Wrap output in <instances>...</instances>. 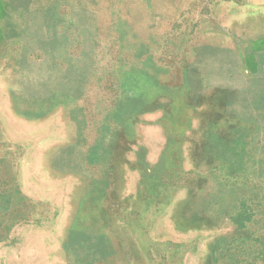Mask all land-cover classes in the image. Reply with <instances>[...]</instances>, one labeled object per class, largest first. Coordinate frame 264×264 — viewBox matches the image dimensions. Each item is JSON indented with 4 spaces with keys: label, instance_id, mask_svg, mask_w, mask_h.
<instances>
[{
    "label": "rangeland",
    "instance_id": "1",
    "mask_svg": "<svg viewBox=\"0 0 264 264\" xmlns=\"http://www.w3.org/2000/svg\"><path fill=\"white\" fill-rule=\"evenodd\" d=\"M0 264H264V0H0Z\"/></svg>",
    "mask_w": 264,
    "mask_h": 264
}]
</instances>
